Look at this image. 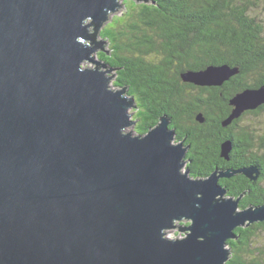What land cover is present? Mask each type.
<instances>
[{
	"label": "water",
	"instance_id": "1",
	"mask_svg": "<svg viewBox=\"0 0 264 264\" xmlns=\"http://www.w3.org/2000/svg\"><path fill=\"white\" fill-rule=\"evenodd\" d=\"M119 1L0 0V264H226L235 228L264 221V204L239 209L248 192L219 182L256 167L195 178L167 115L132 133L134 97L109 87L115 69L97 56ZM236 72L181 77L220 86ZM230 104L224 126L264 104V84ZM220 148L228 160L231 142ZM176 226L183 236L167 237Z\"/></svg>",
	"mask_w": 264,
	"mask_h": 264
},
{
	"label": "trees",
	"instance_id": "2",
	"mask_svg": "<svg viewBox=\"0 0 264 264\" xmlns=\"http://www.w3.org/2000/svg\"><path fill=\"white\" fill-rule=\"evenodd\" d=\"M125 11L114 15L100 35L110 52L97 56L115 69L113 86L128 87L136 102V133H145L161 115L170 118L174 141L189 149L185 168L192 177H207L215 169L254 166L258 176L242 174L220 179L228 196L261 188L264 181V134L244 123L248 116L264 115V104L244 111L227 125L223 121L233 106L230 99L246 88L264 84V19L253 14L248 0H149L123 1ZM226 64L237 72L220 86H200L183 81L181 74ZM198 113L203 121L196 119ZM264 133V132H263ZM229 140V159L220 156V145ZM252 193V191H251ZM239 200V209L263 205L264 192ZM236 227L235 240L227 242L230 256L226 264H264L251 256L254 229Z\"/></svg>",
	"mask_w": 264,
	"mask_h": 264
},
{
	"label": "rangeland",
	"instance_id": "3",
	"mask_svg": "<svg viewBox=\"0 0 264 264\" xmlns=\"http://www.w3.org/2000/svg\"><path fill=\"white\" fill-rule=\"evenodd\" d=\"M123 1H125V0H120L119 1L121 9L118 12L111 13V15H109V20H107L103 24V26L110 21L112 16H114V15L119 16L125 11L126 8L124 7L125 5H124ZM248 1H250L251 3H254V5L257 6V7L252 6L253 12H254L253 14H256L258 17L264 19V0H248ZM102 27H101V29H102ZM98 38L102 39V37H98ZM105 41H106V46L104 47V49L105 50H109V52H110V46H109V43H108L107 39ZM82 66L83 67H93L94 65H92L90 62L84 61L82 63ZM113 71H114V74H115V70H113ZM108 75H111V74L108 73ZM115 78H116V74L109 81V87L111 89H118V88H115L113 86V84H112V82L115 80ZM128 111H129V113H132L131 114V119L132 120H136L135 119V115H136L137 108L130 107L128 109ZM135 123H136V121L131 125V131H132L133 134L136 133L135 129H134ZM244 123L248 124L250 127L258 128L260 130L259 132L260 133L262 132L261 134H264L263 133L264 132V115L263 114H261L258 117L248 116V118H246L244 120ZM183 169H186L185 166H183ZM260 182H261L260 185L262 187H264V181H260ZM178 222L182 226H185V225L189 224L188 220H180ZM177 227L178 226H176L175 228H172V229H168L166 231V236L169 237V238H180L181 236H183V234L180 233L179 230H177L178 229ZM254 230H255L256 234H254L252 239H251V248L248 251V253H250L251 256L254 257L255 259L260 260V258H262L261 254H264V229L262 227H259L258 229H254Z\"/></svg>",
	"mask_w": 264,
	"mask_h": 264
},
{
	"label": "flooded vegetation",
	"instance_id": "4",
	"mask_svg": "<svg viewBox=\"0 0 264 264\" xmlns=\"http://www.w3.org/2000/svg\"><path fill=\"white\" fill-rule=\"evenodd\" d=\"M222 85V84H221ZM188 149H189V147H188ZM188 152V151H187ZM244 191H247L248 193H244L243 195H245L246 196V199H250V197L251 198H253L255 195L254 194H252L253 193V191L254 192H259V191H261V192H264V187H261V188H252V193H251V191L250 190H244Z\"/></svg>",
	"mask_w": 264,
	"mask_h": 264
},
{
	"label": "bare ground",
	"instance_id": "5",
	"mask_svg": "<svg viewBox=\"0 0 264 264\" xmlns=\"http://www.w3.org/2000/svg\"><path fill=\"white\" fill-rule=\"evenodd\" d=\"M115 87V86H114ZM115 88H118V87H115ZM129 95V94H128ZM129 96H132V95H129ZM136 103V102H135Z\"/></svg>",
	"mask_w": 264,
	"mask_h": 264
}]
</instances>
